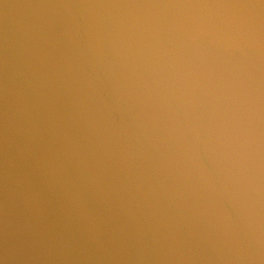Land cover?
I'll list each match as a JSON object with an SVG mask.
<instances>
[{
	"label": "water",
	"instance_id": "1",
	"mask_svg": "<svg viewBox=\"0 0 264 264\" xmlns=\"http://www.w3.org/2000/svg\"><path fill=\"white\" fill-rule=\"evenodd\" d=\"M0 264H264V0H0Z\"/></svg>",
	"mask_w": 264,
	"mask_h": 264
}]
</instances>
